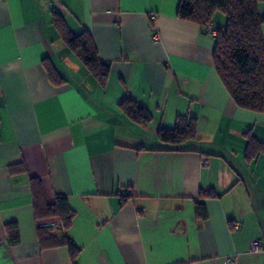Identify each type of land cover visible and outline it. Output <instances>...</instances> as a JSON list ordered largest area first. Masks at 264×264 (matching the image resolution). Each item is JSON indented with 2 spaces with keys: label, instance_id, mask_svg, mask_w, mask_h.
<instances>
[{
  "label": "crops",
  "instance_id": "0c3cea01",
  "mask_svg": "<svg viewBox=\"0 0 264 264\" xmlns=\"http://www.w3.org/2000/svg\"><path fill=\"white\" fill-rule=\"evenodd\" d=\"M177 8L0 0V264H72L66 246L40 247L37 227L64 230L59 217H34L32 178L46 202L66 198L76 264H264V150L247 149L249 137L264 144V113L235 104L214 67V36ZM55 14L91 36L109 65L104 85L66 46ZM124 95L151 119L132 121ZM179 114L195 118V137L182 150L157 149L158 128Z\"/></svg>",
  "mask_w": 264,
  "mask_h": 264
},
{
  "label": "trees",
  "instance_id": "16d2710c",
  "mask_svg": "<svg viewBox=\"0 0 264 264\" xmlns=\"http://www.w3.org/2000/svg\"><path fill=\"white\" fill-rule=\"evenodd\" d=\"M264 0H178L177 16L199 24L203 28L211 27L214 14L220 11L225 16L222 27L213 28L215 45L213 63L215 70L225 85L230 97L241 108L264 113V36L261 26L264 14L259 11V4ZM54 23L66 46L73 51L88 72L104 85L109 65L102 62L96 52L91 36L82 31L71 32L64 20L55 14ZM48 78L52 83H61L62 78L51 64H45ZM123 112L136 123H145L151 119L148 110L129 95H124L119 102ZM196 135L195 118L177 115L174 127H159L157 138L159 150H182L186 142ZM248 157L255 155L264 144L254 137L248 139ZM34 217L45 219L59 217L64 234L57 237L51 233L50 226L37 227L40 247L66 246L72 264L80 253V247L68 235L73 212L65 197L57 196L53 203L45 200L42 184L38 178L31 179ZM196 215L206 216L202 203H196ZM6 232L11 245L19 242L16 223L6 224Z\"/></svg>",
  "mask_w": 264,
  "mask_h": 264
},
{
  "label": "built area",
  "instance_id": "2783aa9c",
  "mask_svg": "<svg viewBox=\"0 0 264 264\" xmlns=\"http://www.w3.org/2000/svg\"><path fill=\"white\" fill-rule=\"evenodd\" d=\"M149 17L150 18H153L154 17V14L151 12L149 14ZM206 30H207V32H209L210 34H212L213 36H215L216 31L214 29H212L210 26H208V28H206ZM260 245H261L260 240H255V241L251 242V244H250V250L257 251L259 249Z\"/></svg>",
  "mask_w": 264,
  "mask_h": 264
},
{
  "label": "rangeland",
  "instance_id": "374dc122",
  "mask_svg": "<svg viewBox=\"0 0 264 264\" xmlns=\"http://www.w3.org/2000/svg\"><path fill=\"white\" fill-rule=\"evenodd\" d=\"M212 21H214L215 27H218V26L220 27V25H224L225 24V16L223 15L222 12L217 11L214 14V17L212 18Z\"/></svg>",
  "mask_w": 264,
  "mask_h": 264
}]
</instances>
